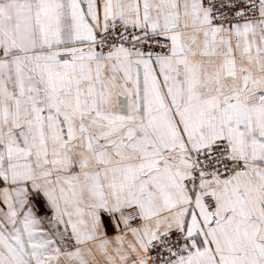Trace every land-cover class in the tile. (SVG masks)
Wrapping results in <instances>:
<instances>
[{"label": "snow or ice", "instance_id": "obj_1", "mask_svg": "<svg viewBox=\"0 0 264 264\" xmlns=\"http://www.w3.org/2000/svg\"><path fill=\"white\" fill-rule=\"evenodd\" d=\"M0 264H264V0H0Z\"/></svg>", "mask_w": 264, "mask_h": 264}]
</instances>
